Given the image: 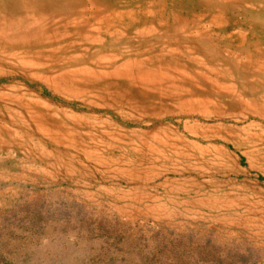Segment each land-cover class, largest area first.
<instances>
[{"label": "rangeland", "instance_id": "obj_1", "mask_svg": "<svg viewBox=\"0 0 264 264\" xmlns=\"http://www.w3.org/2000/svg\"><path fill=\"white\" fill-rule=\"evenodd\" d=\"M0 264H264V0H0Z\"/></svg>", "mask_w": 264, "mask_h": 264}, {"label": "bare ground", "instance_id": "obj_2", "mask_svg": "<svg viewBox=\"0 0 264 264\" xmlns=\"http://www.w3.org/2000/svg\"><path fill=\"white\" fill-rule=\"evenodd\" d=\"M11 103V102H10Z\"/></svg>", "mask_w": 264, "mask_h": 264}]
</instances>
